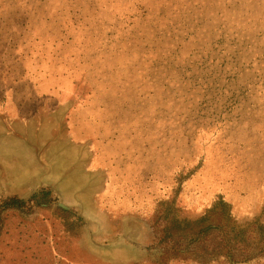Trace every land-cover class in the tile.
Listing matches in <instances>:
<instances>
[{
  "label": "rangeland",
  "instance_id": "obj_1",
  "mask_svg": "<svg viewBox=\"0 0 264 264\" xmlns=\"http://www.w3.org/2000/svg\"><path fill=\"white\" fill-rule=\"evenodd\" d=\"M0 264H264V0H0Z\"/></svg>",
  "mask_w": 264,
  "mask_h": 264
},
{
  "label": "trees",
  "instance_id": "obj_2",
  "mask_svg": "<svg viewBox=\"0 0 264 264\" xmlns=\"http://www.w3.org/2000/svg\"><path fill=\"white\" fill-rule=\"evenodd\" d=\"M98 3V1L96 2V4ZM75 126V125H74ZM77 135H79L81 137V139L78 137H75V139H80V140H84L85 138H87V136L84 134V132L80 131H76ZM85 137V138H84ZM96 162H100V156L98 155ZM39 193L33 194L31 196V200H35L36 202L40 201V198L44 195H46L47 190H40L38 191ZM41 203V202H39ZM100 203H102V201H100ZM10 204L11 205H15V206H23L24 201L21 199H17V198H13L10 200ZM103 204V203H102ZM103 208H106V206L103 204Z\"/></svg>",
  "mask_w": 264,
  "mask_h": 264
},
{
  "label": "crops",
  "instance_id": "obj_3",
  "mask_svg": "<svg viewBox=\"0 0 264 264\" xmlns=\"http://www.w3.org/2000/svg\"><path fill=\"white\" fill-rule=\"evenodd\" d=\"M81 174H83V175H89V171H87V172H81ZM42 179H45L46 180V185H48V184H50L51 182H52V176H51V174H49V172L48 173H45L43 176H42V178L40 179V181H42ZM38 180V178H35L34 179V181H33V183H36V182H38L37 181ZM65 181V180H64ZM63 181V182H64ZM39 185V184H38ZM38 185H36V186H38ZM35 186V187H36ZM34 187V188H35ZM33 188H31L30 190H32ZM56 190V189H55Z\"/></svg>",
  "mask_w": 264,
  "mask_h": 264
}]
</instances>
